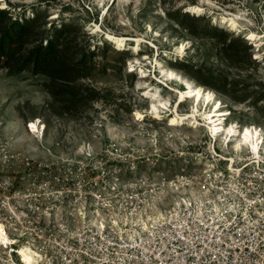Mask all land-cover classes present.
<instances>
[{
  "label": "rangeland",
  "instance_id": "374dc122",
  "mask_svg": "<svg viewBox=\"0 0 264 264\" xmlns=\"http://www.w3.org/2000/svg\"><path fill=\"white\" fill-rule=\"evenodd\" d=\"M196 5L201 15L187 11ZM232 16L235 32L224 21ZM97 24L104 33L141 35L157 48H118ZM251 30L259 37L250 38ZM183 40L190 45L177 56ZM143 53L150 64L158 58L211 89L229 111L227 122L264 130V0H0V153L10 158L9 173L23 177L26 205H99L92 194L107 192L115 180L118 198L106 194L112 205H145L169 191L161 189L164 178H192L207 165L200 154L211 143L204 127L134 115L146 109L152 88L139 89V82L159 85L172 103L178 95L159 84L160 73L156 80L132 72L130 59ZM38 117L43 135L27 126ZM97 159L108 174L81 178L78 164L95 169ZM145 177L150 185L138 188Z\"/></svg>",
  "mask_w": 264,
  "mask_h": 264
},
{
  "label": "built area",
  "instance_id": "2783aa9c",
  "mask_svg": "<svg viewBox=\"0 0 264 264\" xmlns=\"http://www.w3.org/2000/svg\"><path fill=\"white\" fill-rule=\"evenodd\" d=\"M204 153L203 169L164 178L161 189L172 195L150 206L112 205L106 194L118 198L116 180L92 194L99 205H26L23 177L9 173L10 158L0 153V223L8 237H0V264H264L263 151L228 152L231 161L210 143ZM93 166L80 162L81 178L108 174L101 159ZM179 186L187 192L176 196L170 189ZM157 209L163 216L148 218Z\"/></svg>",
  "mask_w": 264,
  "mask_h": 264
},
{
  "label": "bare ground",
  "instance_id": "6f19581e",
  "mask_svg": "<svg viewBox=\"0 0 264 264\" xmlns=\"http://www.w3.org/2000/svg\"><path fill=\"white\" fill-rule=\"evenodd\" d=\"M123 1L126 5H129L132 2H136V4L138 5L140 0ZM5 7H7L6 3L3 2L1 8ZM187 11L194 12L197 15H201L202 7L201 5H196L193 9ZM106 15L104 14V16ZM56 17L57 15L52 16V18ZM224 21H229L231 28H237L238 21L236 20L235 16L229 18L224 17ZM148 29L151 30V26H149ZM97 30L104 33L101 25L97 24ZM240 32L242 31L240 30ZM248 33L250 34V38L252 39H256L259 37V34H257L254 30L249 31ZM104 34L107 37L116 41L118 48L127 46L129 41H134V47L132 49L134 53H140L142 43H147L148 45H150V47L157 48V45L155 43L149 42L145 39V37L141 35L118 34L112 31H106ZM261 44H263V41L259 43V46ZM189 45L190 42L186 40L179 42L175 46L174 53L177 56L184 55ZM158 54L159 52H156V55ZM149 59L150 56L148 55V53H143L141 56L136 55L132 57L129 61V66H131L132 72L137 65H140L142 77L148 74L147 72L144 73L145 70H148V67L155 68L156 72L158 70V72L161 74L159 84H168L169 82H176L177 84L175 85L171 84L172 86L169 90L172 92H177L178 95L176 101L172 103L171 98L160 96L161 94L158 92L160 89L159 85H154L151 82H147L148 80L139 82V89H142V87L145 86H151L152 88L151 90H148L145 94L149 97V102L146 109H137L134 112V115L137 119L143 120L146 116L149 115L155 118H159L161 120L168 119L167 125L172 126L174 128H177L176 126H178L179 124H184L185 121H188V125H191L194 129H197L198 125H200L206 130V134H204L203 136H208V138L211 140V143H218V145H220L222 149L226 151V154H222V157L225 160L233 161L234 157L232 155H229L230 152L238 153V155L241 156L243 155V152L247 151V149H250L253 153L256 154V157H259L262 151L264 153V135L262 134V130H260L257 126H254L253 124L240 125L236 120L227 122V114L229 113V111L223 108L222 101L219 98H215L214 92L211 89L206 88L203 84L183 74L176 68L172 66H165L158 58H156V60L154 61V65L150 64ZM144 67L147 68L144 69ZM178 81L183 82V84H185L186 91H179L180 89ZM147 83H149V85H147ZM186 101L190 102L189 109L185 112H181L180 107L182 103ZM200 114L203 115L202 118L199 117ZM42 123L43 122L38 117L34 120H31L30 124H27V126L30 132L40 131L43 135L44 129L46 127L45 124ZM32 125H35V130H33V128L31 127ZM42 129L43 131H41ZM109 130L113 135H116L112 127H109ZM191 135L197 136V132H193ZM186 137L188 136L186 135ZM187 188L188 187L179 186L177 188L170 189V191L174 195L178 196V194H185L187 192ZM192 193L193 195L196 194L194 191H192ZM166 196V192H162L159 196L155 198L153 202L151 201L149 203H146L145 205H155L157 204V202H160L165 199ZM148 215V218L157 219L161 218L163 216V213L162 211L157 209L155 213ZM3 236L6 241H8V237L5 236L4 225L0 223V237ZM25 248L23 249L24 252Z\"/></svg>",
  "mask_w": 264,
  "mask_h": 264
},
{
  "label": "trees",
  "instance_id": "16d2710c",
  "mask_svg": "<svg viewBox=\"0 0 264 264\" xmlns=\"http://www.w3.org/2000/svg\"><path fill=\"white\" fill-rule=\"evenodd\" d=\"M47 49L49 50V49H52V45L50 44L48 47H47Z\"/></svg>",
  "mask_w": 264,
  "mask_h": 264
},
{
  "label": "snow or ice",
  "instance_id": "6c2138e0",
  "mask_svg": "<svg viewBox=\"0 0 264 264\" xmlns=\"http://www.w3.org/2000/svg\"><path fill=\"white\" fill-rule=\"evenodd\" d=\"M31 127L33 128V130H35V125H32Z\"/></svg>",
  "mask_w": 264,
  "mask_h": 264
}]
</instances>
